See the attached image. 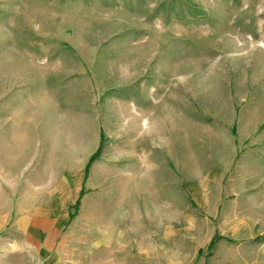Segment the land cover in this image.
I'll list each match as a JSON object with an SVG mask.
<instances>
[{
	"label": "rangeland",
	"instance_id": "374dc122",
	"mask_svg": "<svg viewBox=\"0 0 264 264\" xmlns=\"http://www.w3.org/2000/svg\"><path fill=\"white\" fill-rule=\"evenodd\" d=\"M88 87L94 97H80ZM129 98L133 112L162 116L165 143L177 135L181 146L195 142L200 160L228 142L236 161L251 148L264 153V0H0L5 191L34 174L37 186L55 184L69 168L63 162L97 135L101 155ZM12 149L14 166L6 159ZM27 151L34 164H25ZM235 163L223 181L235 193V204L223 205L229 211L240 205ZM17 216L3 230L0 264H91L90 213L74 207L73 224L44 263L15 230ZM225 219L215 221L212 246L215 234L201 247L181 239L180 264H264V227L239 224L229 212Z\"/></svg>",
	"mask_w": 264,
	"mask_h": 264
},
{
	"label": "crops",
	"instance_id": "0c3cea01",
	"mask_svg": "<svg viewBox=\"0 0 264 264\" xmlns=\"http://www.w3.org/2000/svg\"><path fill=\"white\" fill-rule=\"evenodd\" d=\"M85 91L80 97H94L89 87ZM131 102L125 100L123 125L108 133L109 141L88 174L86 165L100 135L93 147L63 162L69 168L55 184L44 181L37 186L34 174L22 188L16 179L9 181L7 192L2 181L0 251L3 230L16 214L15 230L36 245L46 262L73 224L70 213L75 206L78 213L91 214V264H180L181 258L187 260L181 239L204 246L220 227L215 221L228 212L239 224L249 220L264 227V153L251 148L236 161V149L228 142L225 151L215 149L200 160L195 142L181 146L177 135L165 143L162 116L144 109L137 114ZM15 151L6 158L11 166L18 158ZM26 154L25 164H34L35 153ZM234 163L240 205L229 211L223 205L236 201L230 199L234 192L223 189V181ZM20 188L23 196L15 200Z\"/></svg>",
	"mask_w": 264,
	"mask_h": 264
},
{
	"label": "trees",
	"instance_id": "16d2710c",
	"mask_svg": "<svg viewBox=\"0 0 264 264\" xmlns=\"http://www.w3.org/2000/svg\"><path fill=\"white\" fill-rule=\"evenodd\" d=\"M102 145L99 146L98 150L90 157L89 162L87 163V170L90 166V164L100 155V150H101ZM72 217V215H71ZM218 233L215 234L214 238L212 239L210 246H212L214 244V241L216 238H218Z\"/></svg>",
	"mask_w": 264,
	"mask_h": 264
}]
</instances>
